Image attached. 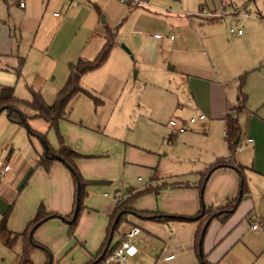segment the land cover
Wrapping results in <instances>:
<instances>
[{
	"label": "rangeland",
	"instance_id": "1",
	"mask_svg": "<svg viewBox=\"0 0 264 264\" xmlns=\"http://www.w3.org/2000/svg\"><path fill=\"white\" fill-rule=\"evenodd\" d=\"M78 2L80 1L72 0L67 3L70 5ZM235 5L224 6L221 0H87V4L68 15V20L59 31L58 21L48 22L50 30L55 33L51 51L56 56L60 52L55 48L61 47L60 44L85 45L86 56L95 54L90 53V50L97 43L100 46L96 47L101 49L103 40H106L90 36L86 28H96L97 24H100L106 36L109 30L113 31L115 40L106 61L99 68L82 76L83 87L90 90L93 96L85 92L74 96L69 104L70 119L65 122L71 143L66 142L85 155L79 161L82 175L95 181L88 187L90 192L84 201L86 208L74 234H70L67 220L60 216L46 220L35 230V240L46 245L51 254L36 247L32 253L34 264H46L48 261L51 264H86L106 235L108 215L118 196L125 195L129 188H143L152 181L154 184L168 183L160 191L198 183V168H204L218 156H229L236 164L248 167L243 173L255 204L251 218L254 222H264V62L261 61L264 56V0H238ZM11 6L13 11L16 5L13 2ZM237 7L241 12H250V16H237ZM203 8L205 14L216 12L221 14L220 18L213 21L206 15L198 16ZM58 10L62 15L65 14V10ZM52 13L53 10L50 11ZM202 24L205 26L201 28ZM165 26L180 29L191 42L195 41V35L206 38L208 30L213 28L214 35L226 47L229 46L231 51V64H226L220 57L214 58V64L232 79L235 92L238 90L239 75L249 71L244 86L248 100L238 113L241 133L234 154L230 153L228 147L225 155L214 156L212 149L208 148L207 144L220 136L219 122H214L211 129L201 127L199 122L195 124L196 129H202L198 131L200 134L196 136L197 143L194 146L180 143L179 139L183 135L180 133L173 134V139H170L173 129L169 120L185 117V112L182 114L178 111L181 108L177 106L178 79L175 77L178 74L171 69L158 71L150 64L158 57L154 33L163 32ZM231 26L240 27L245 32V41L239 39L237 32L230 31ZM143 37L145 42H141ZM143 49L145 52L142 53ZM234 54L239 56L234 57ZM61 58L58 63L56 57L54 62L42 57L45 63H41L42 68L38 70L40 79H33L30 74H25L26 67H23L18 94L23 98H30L31 86L45 93L46 99L52 102L66 80ZM244 61L250 67L236 73V69H240L239 63ZM25 64L29 71H37L35 64ZM52 70H57L55 77L49 73ZM41 86L45 89L42 90ZM6 116V112L0 114V117ZM1 126L0 149L3 150L5 131H2ZM48 137L51 143H55L54 146H58L54 129L49 131ZM249 137L253 139V143L248 142ZM11 147L9 145L4 153L0 151V161L10 153ZM63 165L70 178V205L68 209H64L69 212L72 209L75 182L71 170L65 163ZM33 167L39 171L34 175L35 170L31 171L23 182L24 189L20 191L21 186L16 192L17 195L20 191L8 219V230L0 234V264L19 263L23 242L21 237L14 238V232L23 231L30 220L29 216H34L37 209H33V213L29 215L32 205L37 200H42L41 198H48L47 189L53 184L52 179L61 180L55 168L46 170L41 166ZM209 193L207 182L203 196L201 190L199 193L200 201L207 206L211 204ZM159 199V194L151 191L138 197L133 205L137 209L155 210ZM44 203L51 210L48 203ZM3 216L4 213L0 211V222ZM139 222L144 225L143 220ZM128 227V222L121 224L114 242ZM143 234L149 235L145 229ZM10 238L15 240L9 243ZM132 241L135 242V239ZM155 241L148 238L147 243L141 244L143 254L137 264L152 262L149 257ZM259 243L263 244L262 241Z\"/></svg>",
	"mask_w": 264,
	"mask_h": 264
},
{
	"label": "crops",
	"instance_id": "2",
	"mask_svg": "<svg viewBox=\"0 0 264 264\" xmlns=\"http://www.w3.org/2000/svg\"><path fill=\"white\" fill-rule=\"evenodd\" d=\"M68 1L70 2L72 0H0V84L14 85L15 92L18 96H20L18 90L22 71L21 75L17 76L14 68L19 62V57L26 58L27 55L28 59L25 62L36 65L35 69H37V71L35 72L34 70L29 71L26 64L23 66L26 67L25 74H30L33 79H40L41 77L38 70L42 68L41 63H45L42 61V57L44 60L48 58L50 62H54L53 60H55L56 57L58 63L62 57L61 59L63 60L62 63L64 66L63 75L65 73V79L67 80L71 62L76 61L80 57L93 58L99 52L100 49L97 48L100 46L99 43L96 44V46L98 45L97 47L94 46L90 50V53L95 54H89V56L84 54L86 49L85 45L80 46L78 44L73 46L60 44L62 45L61 47L55 48L57 52H60L58 56L51 51L54 44L53 37L55 33L50 30L48 22L51 20L58 21L57 25L59 31L65 25L68 20V15L71 12L78 11L77 9H80L83 4H87V0H79L80 2L70 5H68ZM13 2L16 7H14L12 11L11 4H13ZM21 2L24 4L21 5ZM59 8L62 9V11L65 10V14L62 15L58 10ZM98 9L100 8L98 7ZM52 10L53 13L50 14ZM203 15L213 20L211 18L214 16H209L207 12L206 14L204 12L199 13L198 16ZM260 15L263 16L262 14ZM218 18L219 17L214 20H218ZM204 26L203 24L200 25L201 28ZM169 27L170 26H165L163 27V32L154 33V37L157 41L156 56L158 57L154 58L150 64L158 71H167L171 69L178 74V76L176 75L175 77L178 79L177 106L181 108L178 111L182 112V114L185 112V117H177V122L178 124L187 122V130L180 132V134L183 135L179 139V142L187 146H194L197 143L195 140L196 136L200 134L198 131L202 129H196L195 124L199 122L202 125L201 127L204 128L207 126L211 129L214 122H219L217 124L218 127H220V136L217 139L214 138L212 142L207 145L209 149H212L211 153L214 156L225 155L229 147L226 139L227 123L225 117L229 107L238 104L239 91L237 90L235 92L233 90L232 79L226 73L220 71L216 64H214V58H223L226 64H228V62L231 64L229 55V52L231 53L230 47H226V44L224 42L222 43L217 35H214L213 28L208 30L209 32L206 34V38H199L195 35V41L191 42L180 29L177 28L174 30V28L170 29ZM86 31L90 36L93 35L98 40L102 38L106 40V35L101 29L100 24H97L96 28H86ZM157 33H163L165 37H156ZM244 33V31L241 34L237 33L238 36H240L239 39L242 41L246 39ZM171 36H173V38H171ZM25 39H27L28 42L24 43L23 41ZM160 39L163 41H159ZM145 41V37H143L141 42ZM103 42L105 43L104 40ZM143 52H145L144 49L142 50V53ZM238 56L239 54H234V57ZM204 60L206 64H204ZM261 61L264 62V56ZM245 62L246 61L239 63L241 64L238 66L240 69H236V73H240L243 69L245 71L250 67L246 66ZM256 67H253V69L255 70ZM49 73H52V77H55L57 70H55V72L52 70V72ZM41 87L42 90L45 89L44 86ZM43 94L45 95V93ZM203 113L206 117L200 119L199 115ZM0 114H2V112ZM191 117H197V120L194 123H190L189 119ZM0 118L2 131H5L3 136L4 148L3 150L0 149L1 153L7 151L9 145L12 146L10 153L5 155L4 159L0 161V163L11 164V170L8 171L5 176H0V178H3L0 180V211H2L5 216L6 212L12 206V210L8 216L9 219L17 198L19 197V193L25 187V185L22 186L24 180L31 171L35 170L33 175L39 171L38 168L34 169L33 166H37V159L43 152V144L39 138L31 136L27 127L24 125L12 122L7 116ZM208 118H210L211 121H206ZM69 119L70 117L61 120L60 129L61 132L63 130L62 134L64 133L63 136L65 141L70 144L71 142L68 139L66 130L68 126L65 123L68 122ZM29 124L33 129L45 133L51 143L48 133L53 128L50 127L46 120L42 118H31ZM171 127L173 130L171 131L172 134L170 135V139H173V136L178 135L179 132L176 131L175 127ZM248 142L253 143V139L249 137ZM51 144L52 146L55 145L53 142ZM58 146L54 147L57 148ZM81 158L77 160L78 166ZM59 162L62 161H58L57 159V161L53 163V168L51 167V170L55 168L61 180L57 181L52 179L53 184L47 189L48 198L37 200V202L32 205L29 215L33 213V209H38L37 205L38 207L41 204L45 205L44 202L48 203L49 207H51V211L58 212L62 215H66L72 211L75 191L72 209L68 212L64 209H68L70 205V178L65 165H63L64 163ZM209 164H206L204 168H198V175H200L199 178L196 179L198 183L201 180L200 171L205 170ZM245 168L248 167L245 166ZM207 182L210 187L209 203L211 204L209 205L214 206H222L227 198L234 196L240 188L239 173L234 167H221L216 169L212 172ZM196 183L186 185L187 187L182 188H165L158 192L157 194H159L160 199L157 209L155 208V210L169 214H197L202 209L203 203L200 201L201 198L199 196L201 188L198 186V183ZM19 189L20 191L16 195ZM203 190H201L202 196ZM215 195L217 196L214 197ZM254 207L255 204L249 191L235 212L225 222H221L217 218L211 221L203 244L204 252L211 262L216 264H264V233H261L264 229H254L250 221L251 217H248L249 214L252 215L255 210ZM29 217L30 219L33 218H31V216ZM141 220H143L144 225L140 224L139 221ZM128 223V229L120 234L116 238V241H119L123 234L125 235L133 225L140 226L141 232L133 238L135 242L131 241L132 248L127 253V257L123 264H137L139 262V258L143 254L141 244L147 243L148 238H150V241L156 240L154 249L152 253H150L149 258L152 260L150 264L199 263V254L196 248V233L200 224L199 221L172 220L166 223L153 219H143L131 214L129 215ZM144 229L149 235L143 234ZM259 241H262L263 244H260ZM169 255H174V257L167 259L166 257ZM106 264H114V261L109 258Z\"/></svg>",
	"mask_w": 264,
	"mask_h": 264
},
{
	"label": "trees",
	"instance_id": "3",
	"mask_svg": "<svg viewBox=\"0 0 264 264\" xmlns=\"http://www.w3.org/2000/svg\"><path fill=\"white\" fill-rule=\"evenodd\" d=\"M211 19L214 20L217 19V17H212ZM114 40L115 33L109 30L103 47L99 50L95 57L90 59L80 57L76 61L71 62L68 78L62 88L58 90L55 99L52 102H49L45 98V95L41 90H37L31 86L29 87L31 97L23 98L16 94L14 85L0 84V113L6 112L7 117L12 122L24 125L27 127L31 136H36L42 141L43 152L39 155L36 165L42 166L46 170H50L53 166V163L57 160L56 155H59L63 160L62 162L65 163L71 170L75 182L74 204L70 213L62 215L58 212L48 210L44 204H41L23 231L14 232V238L17 239L18 237H21L23 242V251L18 264H34L32 260V253L36 247L44 249L48 255L51 254L46 245L35 240L34 238L35 230L46 220L52 217H64L69 224L70 234H74L78 226L80 216L86 208L84 201L89 194L88 187L95 181L86 179L82 175L77 164V160L81 157H84L85 155L65 141L60 129V122L63 119L69 118L71 112L69 104L74 96L80 92H85L93 96V93L90 90L83 87L81 83L82 76L88 71L99 68L106 61L114 44ZM25 61V57H19V62L14 68L17 76L21 75ZM248 73L249 71H245L239 76L238 104L229 107L225 117L227 123L226 139L231 154H234L236 151L238 137L241 133V125L238 120V113L246 106V102L248 100V94L244 91ZM29 110L32 111L30 112ZM31 118H42L49 123L50 127L53 128L57 134L59 142V146L57 148L52 146L45 133L37 131L30 126L29 120ZM221 167H234L236 169L240 177L239 191L234 196L228 197L222 206H207L203 203L202 209L195 215L169 214L158 210H139L133 206L134 201L138 197L143 196L151 191H156L158 193L162 187L168 185L167 182L154 184V181H152L143 188L127 189L125 195L118 196L115 207L109 215L106 235L100 248L95 254H93L92 259L86 264H106V261L113 254L114 250L120 246L122 241L126 238V234H123L119 241L114 242V238L116 234L119 233L121 224L124 222H129V215L131 214L143 219H153L166 223H169L172 220L199 221L200 224L196 233V248L199 254L198 264H216L208 259L203 248L204 239L209 224L215 218L219 219L221 222H225L235 212L242 200L249 193L247 179L243 173L245 166L241 164H235L234 160H232L229 156L217 157L205 168V170L200 171L201 180L198 183V186L201 188V190L205 188L212 172ZM11 210L12 206L9 208L4 218L0 222V234L3 231L8 230L7 221ZM248 217H251V214H249ZM207 222L209 223L205 229ZM111 234H113V238L111 243L108 244ZM15 239L10 238L8 242L10 243ZM46 264H51V262L48 261Z\"/></svg>",
	"mask_w": 264,
	"mask_h": 264
},
{
	"label": "built area",
	"instance_id": "4",
	"mask_svg": "<svg viewBox=\"0 0 264 264\" xmlns=\"http://www.w3.org/2000/svg\"><path fill=\"white\" fill-rule=\"evenodd\" d=\"M127 1H132V0H127ZM136 1V0H135ZM238 0H221V3L224 6H236L235 4L237 3ZM24 3L21 2V5H23ZM237 9L239 10V8L237 7ZM205 12V9L203 8V11ZM237 16L240 17H247L250 16V12H241L239 10L238 13H235ZM209 16H214V17H219L221 16V14L219 13H212L209 12L208 13ZM239 21V20H238ZM231 32H237L239 34L243 33V30L240 27H233L231 26L230 28ZM156 37L159 38H163L165 37V35L163 33H157ZM171 38H173V36H171ZM206 117V115L203 113L201 115H199L200 119H204ZM197 120V117H191L189 119L190 123H194ZM170 125L175 127L177 132H184L187 130V122L178 124L176 119H171L170 120ZM11 170V164L10 163H0V176L3 177L7 174L8 171ZM118 198V197H117ZM116 198V199H117ZM251 223H252V227L254 229H264V222L262 223L260 222H254L252 221V218L250 219ZM141 232V227L138 225H134L132 226V228L126 233V238L122 241L121 245L118 246L113 254L110 256V259L114 261V264H123L126 257H127V253L130 251V249L132 248L131 245V241L133 240L134 237H136L139 233ZM174 255H169L166 258L170 259L173 258Z\"/></svg>",
	"mask_w": 264,
	"mask_h": 264
},
{
	"label": "water",
	"instance_id": "5",
	"mask_svg": "<svg viewBox=\"0 0 264 264\" xmlns=\"http://www.w3.org/2000/svg\"><path fill=\"white\" fill-rule=\"evenodd\" d=\"M56 159L63 161L62 158H61V156H59V155H56ZM62 218L65 219L64 217H62ZM208 223H209V222H207V224H206V226H205V229L207 228ZM112 238H113V234H111V236H110V238H109V240H108V244L111 243Z\"/></svg>",
	"mask_w": 264,
	"mask_h": 264
}]
</instances>
